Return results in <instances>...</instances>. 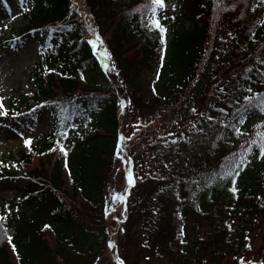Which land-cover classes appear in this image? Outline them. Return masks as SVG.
Wrapping results in <instances>:
<instances>
[{
  "label": "trees",
  "instance_id": "16d2710c",
  "mask_svg": "<svg viewBox=\"0 0 264 264\" xmlns=\"http://www.w3.org/2000/svg\"><path fill=\"white\" fill-rule=\"evenodd\" d=\"M84 2L131 99L148 90V109L161 108V118L197 112L167 177L125 188L126 199L137 189L139 214L150 218L147 239L173 264L243 258L264 230V0H164L163 38L151 0ZM21 12L18 34L35 37L39 57L34 91L19 102L45 106L53 125L16 152L24 182L0 204V264H82L109 240L106 188L125 100L101 85L104 59L69 0H24ZM14 175L0 163V179Z\"/></svg>",
  "mask_w": 264,
  "mask_h": 264
},
{
  "label": "rangeland",
  "instance_id": "374dc122",
  "mask_svg": "<svg viewBox=\"0 0 264 264\" xmlns=\"http://www.w3.org/2000/svg\"><path fill=\"white\" fill-rule=\"evenodd\" d=\"M69 3L82 19L84 35L96 41L99 53L106 50L110 57L107 60L103 58L102 61L104 65H108V76L106 80H101V85L114 87L125 100V106L120 110L121 150L115 155L106 188L103 226L109 240L96 258L87 256L82 264H118V259L124 264H173L166 258L162 245L160 248L147 239L145 222L150 218L139 214L136 200L140 196L137 197V189L128 194L125 202L114 206L112 195L125 193L129 171L134 182L153 176L167 177L169 165L177 160L181 162L183 158V155L174 151L177 148L176 139L182 135L187 120H196L197 112L189 110L175 117L161 118V108L148 109L147 100L151 96L148 90L145 89L137 98L131 99L124 90L120 72L117 74L113 66V58L104 40H97L96 28L86 3L84 0H69ZM22 8L21 0L0 2V163L7 171L15 172L12 178L0 179V204L13 199L24 182L16 168L17 150L27 141L48 132L53 125V118L45 106L29 100L23 105L19 102L22 97L30 98L34 91L31 75L39 57L35 37L30 33L18 34L19 28L25 23ZM6 41H10L8 45L5 44ZM99 56L103 57L102 54ZM12 102H17L18 105L12 106ZM126 154L129 156L127 164L124 158ZM21 205L29 212V203L22 202ZM201 229L202 227L197 232ZM261 230V235L256 237L255 246L250 252L241 259L231 258L222 264L264 261V230ZM110 243L114 245L113 248H109Z\"/></svg>",
  "mask_w": 264,
  "mask_h": 264
},
{
  "label": "snow or ice",
  "instance_id": "6c2138e0",
  "mask_svg": "<svg viewBox=\"0 0 264 264\" xmlns=\"http://www.w3.org/2000/svg\"><path fill=\"white\" fill-rule=\"evenodd\" d=\"M21 3H24V0H21ZM151 8H150V14H151V18H152V25L153 27L157 28L160 33L162 34V38H163V33L165 32V29L160 25L159 20L157 19V11L158 9H161L164 7V0H151ZM97 40H99V37H97ZM93 44V48L95 49L97 47L95 42H90ZM98 54H102L103 58L105 60L110 59V57L108 56L106 50H103L102 53H98ZM105 67H107V64H105ZM262 105H264V100H261L260 102ZM0 107H2V104H0ZM262 139H264V137H262ZM30 141H27L26 144H30ZM60 150L61 152L65 155V157L67 156V151L64 149V147L61 145L60 146ZM261 155L264 156V144L261 145ZM237 167H239V165H237ZM224 175L226 176H231L233 175V170L231 168L226 169L224 172ZM236 176L239 175V172L235 173ZM128 183L129 185H133L134 184V180L131 176V172L129 171L128 173ZM234 193L236 191L235 188V180L233 179V188L231 189ZM126 200V195L121 194V195H116L113 194L112 195V205L114 206L117 203H123ZM126 211V209H125ZM3 218H0V220H2ZM181 234H183V232H181ZM9 242H11V237H9ZM114 245L113 244H109V248H113ZM118 259V258H117ZM118 264H124L123 261H120L118 259Z\"/></svg>",
  "mask_w": 264,
  "mask_h": 264
}]
</instances>
